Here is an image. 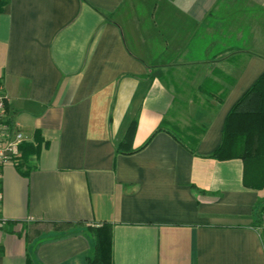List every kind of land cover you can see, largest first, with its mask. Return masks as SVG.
<instances>
[{"label": "crops", "instance_id": "obj_1", "mask_svg": "<svg viewBox=\"0 0 264 264\" xmlns=\"http://www.w3.org/2000/svg\"><path fill=\"white\" fill-rule=\"evenodd\" d=\"M1 1L4 119L25 141L1 170L0 264H88L101 225L110 264H264V186L207 158L264 73V0ZM133 119L134 150L162 122L204 127L198 156L167 132L117 154Z\"/></svg>", "mask_w": 264, "mask_h": 264}, {"label": "trees", "instance_id": "obj_2", "mask_svg": "<svg viewBox=\"0 0 264 264\" xmlns=\"http://www.w3.org/2000/svg\"><path fill=\"white\" fill-rule=\"evenodd\" d=\"M2 4L3 2L0 0V10ZM200 92L211 96L215 95L210 92L207 84L200 87ZM221 94L213 97L218 104L223 102L226 91ZM7 124L9 125L8 122ZM136 125L137 121L133 119L126 129L123 139L116 146L117 154H133L146 146L155 134L167 132L188 152L198 156L197 145L204 132V127H201L197 133L187 134L176 131L173 127L162 122L142 147L134 150L132 149V138ZM27 149L26 154L35 151L31 146H27L26 151ZM207 158L216 161L240 160L243 164V185L252 189L264 186V73L232 107L222 128L221 143ZM90 231L95 238V249L93 257L88 259V264H110V227L101 225L90 229Z\"/></svg>", "mask_w": 264, "mask_h": 264}, {"label": "built area", "instance_id": "obj_3", "mask_svg": "<svg viewBox=\"0 0 264 264\" xmlns=\"http://www.w3.org/2000/svg\"><path fill=\"white\" fill-rule=\"evenodd\" d=\"M6 99L0 87V181L2 167L8 163H15L20 157V146L25 141L23 134L11 128L4 119ZM1 198V193H0ZM261 229L264 230V208L260 212ZM3 219L0 217V225Z\"/></svg>", "mask_w": 264, "mask_h": 264}]
</instances>
